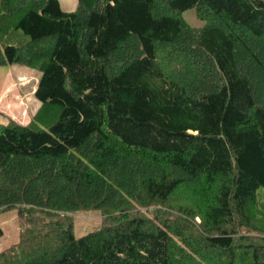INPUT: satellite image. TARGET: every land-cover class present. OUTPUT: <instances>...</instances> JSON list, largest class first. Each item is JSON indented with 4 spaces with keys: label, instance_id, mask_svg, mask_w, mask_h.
I'll list each match as a JSON object with an SVG mask.
<instances>
[{
    "label": "trees",
    "instance_id": "1",
    "mask_svg": "<svg viewBox=\"0 0 264 264\" xmlns=\"http://www.w3.org/2000/svg\"><path fill=\"white\" fill-rule=\"evenodd\" d=\"M5 65L58 109L0 123V264H264V0H0Z\"/></svg>",
    "mask_w": 264,
    "mask_h": 264
},
{
    "label": "rangeland",
    "instance_id": "2",
    "mask_svg": "<svg viewBox=\"0 0 264 264\" xmlns=\"http://www.w3.org/2000/svg\"><path fill=\"white\" fill-rule=\"evenodd\" d=\"M59 3L61 9L65 11H72L77 7V0H59ZM181 16L192 27H201L204 24L193 7L181 12ZM40 74L41 71L35 67L0 66V123L4 124L9 118H13L33 128H46L48 123L56 119L57 107L45 106L33 94L35 91L33 88ZM253 213L257 221L264 224V189L262 187L257 191V202ZM68 215L73 220V233L76 237L95 229L102 220L101 213L97 211H78ZM0 226L3 230V235L0 236V251H2L19 240L24 227L16 208L0 211Z\"/></svg>",
    "mask_w": 264,
    "mask_h": 264
},
{
    "label": "crops",
    "instance_id": "3",
    "mask_svg": "<svg viewBox=\"0 0 264 264\" xmlns=\"http://www.w3.org/2000/svg\"><path fill=\"white\" fill-rule=\"evenodd\" d=\"M33 90H35V87L33 88Z\"/></svg>",
    "mask_w": 264,
    "mask_h": 264
}]
</instances>
